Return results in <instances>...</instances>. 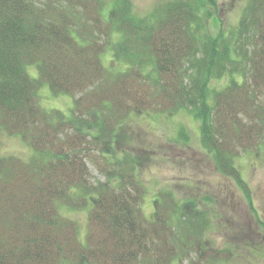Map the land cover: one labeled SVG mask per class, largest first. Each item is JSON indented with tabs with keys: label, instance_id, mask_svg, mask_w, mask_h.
Here are the masks:
<instances>
[{
	"label": "trees",
	"instance_id": "trees-1",
	"mask_svg": "<svg viewBox=\"0 0 264 264\" xmlns=\"http://www.w3.org/2000/svg\"><path fill=\"white\" fill-rule=\"evenodd\" d=\"M217 9L167 0L143 16L131 0H0V132L31 150L0 153V264L229 261L198 200L164 188L145 213L146 186L115 141L131 117L193 112L216 167L249 193L236 160L264 149V0H246L214 34ZM43 82L72 96L69 111L41 106ZM83 209L86 234L67 214Z\"/></svg>",
	"mask_w": 264,
	"mask_h": 264
},
{
	"label": "rangeland",
	"instance_id": "rangeland-1",
	"mask_svg": "<svg viewBox=\"0 0 264 264\" xmlns=\"http://www.w3.org/2000/svg\"><path fill=\"white\" fill-rule=\"evenodd\" d=\"M166 1L131 0L135 12L143 16ZM245 1L218 0L210 25L214 34L221 25L229 27L237 23ZM111 58L108 52L104 61L109 65ZM27 69L32 77H38L35 64L28 65ZM39 96L41 106L46 109L66 112L73 105L71 95H54L47 82L40 86ZM191 115L187 111L171 116L138 115L116 132L119 153L129 151L135 160L137 175L146 186L142 207L151 216L154 199L164 188L175 193L179 200L196 199L210 216L207 237L211 243L222 251L226 247L233 251V254L227 252L229 261L219 264H264V149L259 153L255 150L242 153L236 160L247 184V193L235 177L225 175L216 167L212 155L201 144L198 120L193 112ZM0 153L26 159L31 150L19 136L0 132ZM87 163L93 181L106 179L95 162L87 160ZM67 214L79 224L82 234L87 233V209Z\"/></svg>",
	"mask_w": 264,
	"mask_h": 264
}]
</instances>
